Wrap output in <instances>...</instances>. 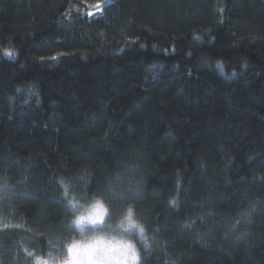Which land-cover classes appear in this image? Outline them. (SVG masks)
Returning <instances> with one entry per match:
<instances>
[{"label": "trees", "instance_id": "trees-1", "mask_svg": "<svg viewBox=\"0 0 264 264\" xmlns=\"http://www.w3.org/2000/svg\"><path fill=\"white\" fill-rule=\"evenodd\" d=\"M119 160L141 264H264V0H0V264L46 256L61 182L98 193Z\"/></svg>", "mask_w": 264, "mask_h": 264}, {"label": "clouds", "instance_id": "clouds-1", "mask_svg": "<svg viewBox=\"0 0 264 264\" xmlns=\"http://www.w3.org/2000/svg\"><path fill=\"white\" fill-rule=\"evenodd\" d=\"M62 184L70 212L66 234L55 237L52 250L34 257V264H141L142 247L149 246L135 205L144 195L143 164L117 161L102 190L91 195L74 196L71 182Z\"/></svg>", "mask_w": 264, "mask_h": 264}, {"label": "snow or ice", "instance_id": "snow-or-ice-1", "mask_svg": "<svg viewBox=\"0 0 264 264\" xmlns=\"http://www.w3.org/2000/svg\"><path fill=\"white\" fill-rule=\"evenodd\" d=\"M99 7V6H97ZM6 55L8 56H12V53L11 52H6ZM62 183V182H61ZM13 194V190L11 188L8 187V184L7 183H4L2 186H0V200H6V199H9L10 196ZM20 195H29L28 193L24 192V193H20ZM65 196H66V192H65ZM171 205L172 206H176L177 205V201L176 200H172L171 202ZM240 224V220L239 219H236L235 222H234V227H232V229H230L231 231H235V226L236 225H239ZM183 227L185 228H189L191 227L190 224H185Z\"/></svg>", "mask_w": 264, "mask_h": 264}, {"label": "rangeland", "instance_id": "rangeland-1", "mask_svg": "<svg viewBox=\"0 0 264 264\" xmlns=\"http://www.w3.org/2000/svg\"><path fill=\"white\" fill-rule=\"evenodd\" d=\"M97 6H99V7H97ZM97 6L90 8L89 10L86 11V13L91 15V16H95V14L101 13L103 10V7H101V5H97Z\"/></svg>", "mask_w": 264, "mask_h": 264}]
</instances>
